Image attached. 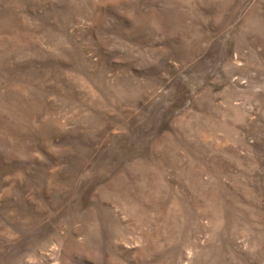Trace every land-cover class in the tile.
Instances as JSON below:
<instances>
[{
	"label": "rangeland",
	"instance_id": "1",
	"mask_svg": "<svg viewBox=\"0 0 264 264\" xmlns=\"http://www.w3.org/2000/svg\"><path fill=\"white\" fill-rule=\"evenodd\" d=\"M0 264H264V0H0Z\"/></svg>",
	"mask_w": 264,
	"mask_h": 264
}]
</instances>
